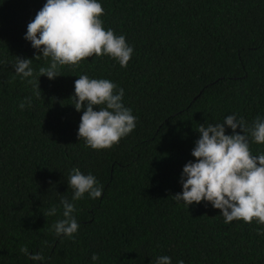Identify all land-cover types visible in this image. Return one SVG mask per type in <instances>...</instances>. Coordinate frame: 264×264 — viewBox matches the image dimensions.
<instances>
[{
    "label": "trees",
    "instance_id": "1",
    "mask_svg": "<svg viewBox=\"0 0 264 264\" xmlns=\"http://www.w3.org/2000/svg\"><path fill=\"white\" fill-rule=\"evenodd\" d=\"M98 2L105 30L134 49L127 68L92 56L49 80L39 68L50 59L35 60L42 53L25 39L46 0H0V264H154L159 256L264 264V225L226 224L206 200L189 207L173 198L183 191L184 166L196 162L200 125L264 118V0ZM17 57L33 60L39 97L37 85L15 73ZM81 75L123 88L122 103L136 117L133 132L110 149L78 137L83 111L71 98ZM250 150L264 154V144L250 139ZM72 169L94 175L102 196L73 201ZM62 198L76 209L74 239L53 228L64 219ZM53 206L57 214L45 216ZM21 246L45 259L32 261Z\"/></svg>",
    "mask_w": 264,
    "mask_h": 264
},
{
    "label": "clouds",
    "instance_id": "2",
    "mask_svg": "<svg viewBox=\"0 0 264 264\" xmlns=\"http://www.w3.org/2000/svg\"><path fill=\"white\" fill-rule=\"evenodd\" d=\"M104 15L98 0H46L35 18L28 24L25 39L42 55L50 59L47 67L39 68V76L54 80L60 76V66H79L92 56L108 55L127 68L134 49L126 43V38L117 36L113 30H105L101 17ZM32 59L17 57L15 73L36 84L35 95H40V85L30 67ZM33 78V79H28ZM124 89L107 79H90L81 75L75 81V95L71 98L77 111H83L78 129L79 139L94 150L110 149L136 127V117L131 109L122 103ZM30 98L19 104L21 110L30 106ZM96 106L99 111L94 110ZM226 127L232 134H226ZM237 129L243 134L237 132ZM200 138L192 155L196 162H189L183 168L181 184L183 191L173 196L174 200L186 206L207 201L222 212L224 222L235 220L251 224L256 221L264 225V154L254 156L251 142L264 144V118L257 116L251 126L241 117L227 116L222 123L200 125ZM68 183L73 190V201L81 200L85 194L93 199L100 198L103 187L98 185L94 175H84L79 169H72ZM63 217L54 225L57 236L65 235L74 239L78 222L73 215L75 206L62 198ZM57 208L47 210L45 216H55ZM262 234L257 231V235ZM20 251L29 255L28 248ZM32 261H43L41 253L29 255ZM92 261L99 260L93 254ZM154 264H172L168 256H159ZM177 264H184L183 260Z\"/></svg>",
    "mask_w": 264,
    "mask_h": 264
}]
</instances>
